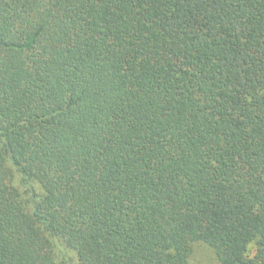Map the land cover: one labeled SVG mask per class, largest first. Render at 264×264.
<instances>
[{
	"label": "trees",
	"instance_id": "16d2710c",
	"mask_svg": "<svg viewBox=\"0 0 264 264\" xmlns=\"http://www.w3.org/2000/svg\"><path fill=\"white\" fill-rule=\"evenodd\" d=\"M264 264V0H0V264Z\"/></svg>",
	"mask_w": 264,
	"mask_h": 264
},
{
	"label": "rangeland",
	"instance_id": "374dc122",
	"mask_svg": "<svg viewBox=\"0 0 264 264\" xmlns=\"http://www.w3.org/2000/svg\"><path fill=\"white\" fill-rule=\"evenodd\" d=\"M68 264H79L75 254L67 251ZM189 264H218L213 250L202 242L194 244L193 252L189 258Z\"/></svg>",
	"mask_w": 264,
	"mask_h": 264
}]
</instances>
